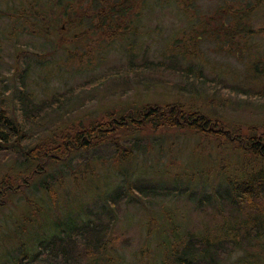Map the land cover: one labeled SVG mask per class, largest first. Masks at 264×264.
Listing matches in <instances>:
<instances>
[{
    "label": "rangeland",
    "instance_id": "rangeland-1",
    "mask_svg": "<svg viewBox=\"0 0 264 264\" xmlns=\"http://www.w3.org/2000/svg\"><path fill=\"white\" fill-rule=\"evenodd\" d=\"M112 2L128 7L114 38L95 29L96 0H0V116L23 126L21 150L56 145L61 132L85 131L128 109L175 102L219 118L237 138L264 134L262 84L247 69L258 65L250 59H264V14L251 10L240 30L231 14L252 0ZM228 26L242 53L227 45ZM122 130L112 136L121 142L117 154L105 150L87 164L71 154L65 163L50 158L38 166L16 145L0 143V264H39L40 243L83 220H103L106 250L88 257L76 247L79 264H174L188 232L213 236L225 221L226 231L241 229L254 216L225 196L223 181L240 173L233 144L147 123L132 142ZM123 148L131 158L120 159ZM254 167L264 169V161ZM121 188L126 193L114 199ZM224 239L218 264H233L244 251L252 264L264 263V237L239 247Z\"/></svg>",
    "mask_w": 264,
    "mask_h": 264
},
{
    "label": "trees",
    "instance_id": "trees-1",
    "mask_svg": "<svg viewBox=\"0 0 264 264\" xmlns=\"http://www.w3.org/2000/svg\"><path fill=\"white\" fill-rule=\"evenodd\" d=\"M96 1L99 8L96 11L95 19L97 21L95 20V29H104L109 33L110 38L119 36L122 28H125V26L119 24L115 30V25L117 24L116 19H118L122 12L125 13L128 11V7H123L119 2H116V5H114L112 0ZM225 9L228 11L230 8L226 7ZM259 9H261L262 14H264V0H252V3L249 2L247 8L244 9L247 11L241 8L235 9L236 11L231 9V14L233 15L232 19L236 24L237 30L243 27L240 23L243 22L244 25L247 21H250L252 16L249 12L251 10L259 11ZM231 11L228 12L230 13ZM65 24L67 26L68 23L65 22ZM192 28L194 30L195 27ZM53 30H56L55 26H53ZM222 30L224 31L225 39H229V43L227 44L229 48H232L234 51L238 50L240 46L232 44L233 42L236 43V41H234V35L236 33L234 27L228 26ZM245 31L246 35L249 36L251 30L245 29ZM260 33L264 34V26L261 28ZM240 34L241 33H238V38ZM191 38L193 40L192 35ZM243 51V53L246 52V50ZM238 52L242 53V50L240 49ZM250 60L258 64L252 66V63H250L247 69L249 73H251L254 82L257 80L262 84L263 88L261 87L257 91V94L261 99L260 102L263 104L264 59L257 58L255 60L252 58ZM31 111H38V109L31 108ZM28 113L27 111H22V115L26 117ZM146 123L149 124L153 130L162 127L170 129H190L201 134L203 138H213V143L215 144L220 143L222 139V142L225 144H227V141L233 144V149L235 150L233 154H235V157L232 159V165L236 166L240 173L237 174L236 179L226 177L223 181L226 185L225 196L229 195L233 198L235 203L238 201L239 205H244L248 215H254L249 221L242 223L243 228L239 226L241 229H236L230 225L226 231L229 221H225L226 226H224L223 223L219 228L220 234L219 231L213 236L206 235L205 233L201 235H192L188 232L185 238L186 242L184 243L183 251L179 253V255L174 253V264H218V260L221 257L220 254L223 253L222 246L218 240L221 236L225 237V241L227 239L231 241L232 247H239V244L243 240H246L247 243L249 240L264 237V169L261 167H254L257 160L264 161V134L259 136H254V134H252L251 136L237 138L235 136L236 134H232L228 129H225L224 123L220 121L219 118L211 116L197 108H190L184 104L175 102L174 104H166L165 107L160 108L147 106L139 109H128L123 115L117 118L110 117V119L104 123L97 124L95 122L91 124L89 129H84L85 131L77 129L75 134L70 135L72 132V129H70L68 134L62 136L61 132V141L60 143H56V145L51 144L48 146L47 142L43 141L39 143V145L32 146L27 151L21 150L23 145L20 144L26 139L23 126L20 125L13 116H0V143L7 142V144L12 147L16 145V150L21 156L27 157V160H30L32 163L35 162L38 166V162L46 159L48 161L50 158L56 159L54 163L59 161L65 163L68 161V157L71 154L82 155L87 164L104 154H108L105 150H108L109 153L114 155L117 154L118 144L121 142H117L116 138L112 136L120 133L121 129L129 131L130 135L128 138L134 142L139 136L140 126ZM126 130L122 131L125 133ZM95 145H98V148L95 147ZM103 151L104 153L99 156ZM130 151L131 148H123L122 152H120V159L127 160L128 157L131 158L132 155ZM108 157L112 156L109 155ZM36 172L41 176L47 175V172H44L43 169H37ZM119 190L115 193L116 196L114 195V199L123 197L126 193L124 188H121V192H119ZM255 201L258 204L255 203ZM104 224L103 220H96L94 222L83 220L80 224H74V222L64 224L65 230L59 231V234L51 235L40 243L39 247L41 249L39 253L35 255L33 261L39 264H79L82 258H80L79 255L78 257L74 255L76 247L80 250L78 254L86 253L88 257L89 255H93L95 250L101 249V251H105L106 248L103 242L104 236L102 234L106 230ZM243 230H246V234L249 232L250 235L247 234V237L242 234ZM239 232L240 241L237 239ZM253 232L258 234L257 237L253 236ZM257 254L258 256L260 255V253ZM214 258L217 259V263H209ZM259 260H261V258ZM262 262H264V259ZM233 264H252L250 253L248 254L246 251L242 252Z\"/></svg>",
    "mask_w": 264,
    "mask_h": 264
}]
</instances>
